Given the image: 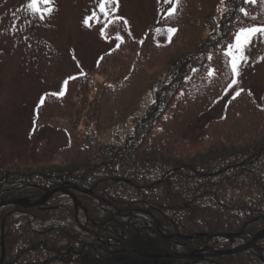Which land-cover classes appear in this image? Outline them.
Here are the masks:
<instances>
[{
    "label": "trees",
    "instance_id": "obj_1",
    "mask_svg": "<svg viewBox=\"0 0 264 264\" xmlns=\"http://www.w3.org/2000/svg\"><path fill=\"white\" fill-rule=\"evenodd\" d=\"M158 25L176 29L171 40L159 43L150 30L135 41L122 23L108 25L105 35L122 37L119 46L43 96L34 127L64 131L69 143L48 159L3 162L0 201L67 186L82 208L76 215L65 193L0 208L2 264H154L141 254L165 253L156 264H183L176 253L231 249L264 229V99L255 104L241 89L188 136L232 82L225 52L235 33L264 26V0H179ZM146 96L121 143L98 139ZM217 234L239 235L209 237ZM256 246L191 264H264V238Z\"/></svg>",
    "mask_w": 264,
    "mask_h": 264
},
{
    "label": "rangeland",
    "instance_id": "obj_2",
    "mask_svg": "<svg viewBox=\"0 0 264 264\" xmlns=\"http://www.w3.org/2000/svg\"><path fill=\"white\" fill-rule=\"evenodd\" d=\"M27 2L0 0V165L12 160L48 159L56 149L69 143L64 131L37 130L33 125L36 110L46 93H60L69 77L90 69L102 53L120 42L117 36L105 35L108 25L122 23L125 32L135 41L151 30L159 43L168 40L166 30L171 28L158 25L173 7L163 0H114L107 16L99 12L98 0H52L51 13H45L43 19L26 8ZM93 12L99 20H90L86 25L85 19ZM244 55L247 60L240 63L239 74H233L237 83L228 87L189 126V138L195 139L201 134L209 119L220 117L227 99L241 89L251 93L255 104L262 103L264 35L258 33ZM150 100L146 96L140 109L126 122L99 133L98 139L103 143H121L133 130L134 119L144 114Z\"/></svg>",
    "mask_w": 264,
    "mask_h": 264
},
{
    "label": "snow or ice",
    "instance_id": "obj_3",
    "mask_svg": "<svg viewBox=\"0 0 264 264\" xmlns=\"http://www.w3.org/2000/svg\"><path fill=\"white\" fill-rule=\"evenodd\" d=\"M51 2L52 0H28L26 4V8L34 15L39 16L41 19L44 18V14L51 13ZM114 2V0H98L97 7L99 9V12L103 15L107 16L108 13V7ZM165 4H172L173 7L170 8L167 12V16H172L175 12V4L179 3V0H163ZM252 2H255V0H252ZM241 11H244V9H241ZM245 15L247 13L245 12ZM96 19L99 20V16L96 12H93L92 16L87 17L84 21L86 25L89 24L90 20ZM127 23V21H125ZM90 26V25H89ZM168 39L171 40V36L175 33L176 29L174 28H168L167 30ZM157 32H160V29H157ZM264 35V27H249V28H241L239 29L234 36V42L228 45V48L225 52V56L228 58L227 64L231 68V71L234 75H238V69L239 65L242 61L247 60V56L244 55V52L248 45L252 42L253 38L257 35ZM117 40H120L122 42V37L117 35ZM119 46V45H117ZM211 58V57H209ZM264 59V58H262ZM210 75L213 73L210 72ZM237 81L235 79L232 80L229 87H232V85L236 84ZM62 94V93H61ZM236 95H239V91L236 92ZM235 98V96L233 97Z\"/></svg>",
    "mask_w": 264,
    "mask_h": 264
},
{
    "label": "water",
    "instance_id": "obj_4",
    "mask_svg": "<svg viewBox=\"0 0 264 264\" xmlns=\"http://www.w3.org/2000/svg\"><path fill=\"white\" fill-rule=\"evenodd\" d=\"M57 191H62V192H66L65 188H57V189H53L50 191L45 192L43 195H41L37 200H33V201H28V200H24V199H9V200H4L0 202V208L6 205H15L19 208H28V207H32V206H37V205H42L43 203H45V201L49 198V196ZM89 193V191L87 192ZM69 196L71 197V199L74 202V206H75V210L77 211V208L80 205V202L77 201L76 197L68 192ZM155 226L158 229V222L155 221ZM0 231H1V235H0V264L3 263L4 260V255H5V250H4V245H3V221L1 222V226H0ZM163 235V234H162ZM238 234H217V235H213V236H222V237H227V238H231V237H236ZM164 238H167L169 236L167 235H163ZM185 238H190V236H184ZM212 237V236H209ZM264 238V229L258 231L249 241H247L244 244L238 245L235 248L232 249H226V250H215V251H210V252H205V249L201 250V251H194L191 253H183V254H178L176 253L175 256H181L183 258H187L190 261H187L183 264H191L192 262H196L200 259H203L206 256H219V255H231V254H235V253H239L242 252L244 250L247 249H258L256 246V242L259 239ZM145 257H150L154 260V263L156 262L157 258H161V257H168L171 256V254H162V255H151V254H142Z\"/></svg>",
    "mask_w": 264,
    "mask_h": 264
},
{
    "label": "flooded vegetation",
    "instance_id": "obj_5",
    "mask_svg": "<svg viewBox=\"0 0 264 264\" xmlns=\"http://www.w3.org/2000/svg\"><path fill=\"white\" fill-rule=\"evenodd\" d=\"M60 187H63V188H65V187H67V186H60Z\"/></svg>",
    "mask_w": 264,
    "mask_h": 264
}]
</instances>
